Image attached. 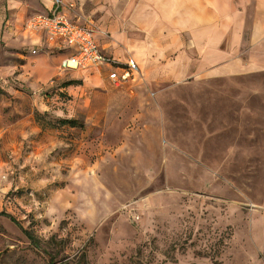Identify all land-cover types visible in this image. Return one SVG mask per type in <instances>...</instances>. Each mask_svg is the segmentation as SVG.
<instances>
[{"label":"rangeland","instance_id":"obj_1","mask_svg":"<svg viewBox=\"0 0 264 264\" xmlns=\"http://www.w3.org/2000/svg\"><path fill=\"white\" fill-rule=\"evenodd\" d=\"M46 3L0 0V264H264V68L64 70Z\"/></svg>","mask_w":264,"mask_h":264},{"label":"crops","instance_id":"obj_2","mask_svg":"<svg viewBox=\"0 0 264 264\" xmlns=\"http://www.w3.org/2000/svg\"><path fill=\"white\" fill-rule=\"evenodd\" d=\"M62 1L77 5L68 12L80 22L73 23L92 27L95 19L94 38L101 51L120 64L134 60L138 70L122 84L233 76L264 68V0ZM52 9L47 0L39 12ZM44 36L62 52L61 61L72 53L59 37ZM43 70H36L38 76ZM67 70L95 71L109 82L110 71L120 72L112 66Z\"/></svg>","mask_w":264,"mask_h":264},{"label":"built area","instance_id":"obj_3","mask_svg":"<svg viewBox=\"0 0 264 264\" xmlns=\"http://www.w3.org/2000/svg\"><path fill=\"white\" fill-rule=\"evenodd\" d=\"M49 13H35L28 21L30 29L42 30L49 38L59 37L72 53L61 61L62 69H101L106 66L119 67L120 72L110 71L108 78L116 85L128 81L133 71L138 70L134 60L120 64L106 55L95 42L94 28L73 23L61 14V0H52Z\"/></svg>","mask_w":264,"mask_h":264},{"label":"trees","instance_id":"obj_4","mask_svg":"<svg viewBox=\"0 0 264 264\" xmlns=\"http://www.w3.org/2000/svg\"><path fill=\"white\" fill-rule=\"evenodd\" d=\"M65 122L73 123L72 120H66ZM0 215H2V216H7V217H9L11 220L14 221L13 217H10V215H9L8 213L4 212V211H0ZM15 222H16V221H15ZM24 233H25L26 236L30 239L31 242H33L34 244H36V242H37V241H36V238H35V236H34L32 233H30V232L27 231V230H24Z\"/></svg>","mask_w":264,"mask_h":264}]
</instances>
